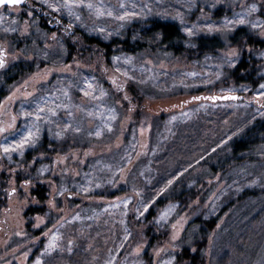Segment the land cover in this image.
I'll return each instance as SVG.
<instances>
[{
    "label": "rangeland",
    "instance_id": "374dc122",
    "mask_svg": "<svg viewBox=\"0 0 264 264\" xmlns=\"http://www.w3.org/2000/svg\"><path fill=\"white\" fill-rule=\"evenodd\" d=\"M64 3L27 0L0 9L5 62L0 73L36 57L51 62L11 85L0 105V264H187L177 262L176 255L191 238L190 231L186 234L191 222L221 214L207 239L206 264H212L225 241L238 234V217L264 211V95L259 94L264 91V48L227 43L240 25L264 41V27L252 26L264 25V0H92L111 16L86 6L74 7L69 15ZM240 15L249 23H235ZM42 17L63 29L43 34L37 27ZM157 20L179 26L187 38L185 52L175 55L159 36H147ZM229 20L234 23L226 25ZM64 21L67 29H83L107 43L131 38L148 47L129 52L115 44L108 55L79 36L68 37L76 54L65 63V49L59 51L67 34ZM15 35L22 42L29 39L33 49L25 44L21 51L11 50ZM203 35H218L226 45L203 53L194 46ZM242 57L259 72L257 87L234 79ZM4 82L0 74V85ZM224 94L243 98L190 102ZM38 107L44 112L35 145H26L22 155L5 153L2 146L18 141L33 125L35 117L25 113ZM246 131L254 138L253 148L213 174L211 164H223L230 152L229 137H243ZM183 142L196 146L184 145L181 153L203 148L205 154L178 178L169 171L164 179L159 167L170 168ZM182 184L194 189L195 195L188 192L194 198L184 205L171 199L147 219L151 200L176 196ZM39 186L46 189L45 200L34 195ZM245 191L252 195L244 197ZM36 208L42 211L33 214ZM153 237L156 243L149 248ZM258 245L259 250L248 251L247 264H264V237Z\"/></svg>",
    "mask_w": 264,
    "mask_h": 264
},
{
    "label": "trees",
    "instance_id": "16d2710c",
    "mask_svg": "<svg viewBox=\"0 0 264 264\" xmlns=\"http://www.w3.org/2000/svg\"><path fill=\"white\" fill-rule=\"evenodd\" d=\"M39 20H40V25L37 27L45 35H49L54 31L59 32V29H63V28H59V26L53 27L52 23L54 22H50L48 19L44 17H42ZM67 23L68 22L66 21H64L63 23V26L66 29H67L66 27ZM66 33H67L66 37L61 38V41L63 43L61 42V47L59 48V51H63V49H65V53H66V57L64 60L65 63H67V61H72V58L76 54V47L71 42L70 44H68V37L75 38L76 36H79L80 41L84 42L89 46L104 49V51L108 55L112 53V49L115 44L124 45L125 50L129 52L133 50L138 52L148 47L146 42H142L141 40L132 42L131 40H129L131 38L126 39L124 42L120 41L118 38H115L112 40V42L107 43L105 41L100 40L98 37L87 33L86 31L80 28L71 29V30L67 29ZM147 34L148 37L159 36L161 38V45L166 46L167 49H169L175 55H180L183 52H185L187 49L186 46L187 38L184 35V33L179 29V26L174 22L157 20L155 21L154 26L148 30ZM26 40L29 39H25V42H22V40L15 35L10 42L11 50L21 51L25 48L24 46L25 44L28 46V50L30 49L29 47L32 48L33 43H28V42L26 43ZM34 40H36V38H34L33 36V41ZM244 42H246L249 46H253L256 48H264V41L258 40L256 37L253 36L252 33H250V30L248 28L240 25L239 27H237L234 33L228 38L227 43H229L230 46H239L242 45ZM36 43L39 46L43 45L39 42ZM194 44H195L194 46L203 53H208L209 51L223 49L226 45L225 42L222 40V38L219 37L218 35L199 36L195 38ZM50 63L51 62L49 61L46 63L43 58L41 60H38L36 57V60L33 62L21 61L12 65L8 70H5L2 73H0L3 76V81H5L3 84L0 85V105L3 99L7 96L9 92V87L11 85L18 82L21 79L28 77L29 75L33 74L34 72L44 67L46 64H50ZM236 65L237 66L232 71V75L234 79L237 81V83L240 84L249 83L254 87H257L259 85L261 76L259 72L257 71L255 72L251 70L252 68L250 65V61L247 60L246 57H242ZM262 125L264 126V123ZM228 140L230 141L228 142L230 152L224 158L223 164L222 162L213 165L211 164L213 174H216L224 167L231 165L232 162L237 159L238 155L251 150L254 145V138L249 134L248 131H246V135H243V137H235L234 135H231V137H229ZM187 144H189L190 146H196L195 143H188V142L181 143V145L176 149V155L174 157L173 164L170 166V168L159 167V170L164 179L168 177L169 171H173L176 178H178L180 174L184 173L186 167L194 163L197 159H199L200 156L205 154L203 148H199L198 151L192 153L188 151H187L188 153H181L182 146ZM217 145L218 144H216L214 148H216ZM190 148L194 149L193 147ZM213 149L211 150V152H213ZM30 155L31 154L29 153L28 159L30 158ZM208 158L210 157L208 156ZM175 163H177V167L171 168L172 166H174ZM181 187L182 190L176 196H170L169 198V195L166 196L160 195L161 198L160 196H158L157 198L151 200L148 206L149 214L147 216V219L154 217L157 214L158 209L163 207L171 199H173L174 201L178 200L181 204L184 205L190 201L191 196H193L192 198H194L195 195L194 189L192 190L187 189L184 186V184H182ZM188 192H194V195L189 196L190 193ZM150 194L151 197L152 195H154V193H150ZM34 195L37 196L38 199L40 200H45L46 189H44L43 187L41 188V186H39V188L37 187L36 190L34 191ZM250 195H252V191H245L243 193V196L246 198ZM40 209L41 208H36L31 210V212L33 214H37L42 211ZM221 216H222L221 214L218 216L211 215L207 218L203 216H199L191 222L188 230L186 231V234L189 231L191 232L190 233L191 238L189 239L186 238V243L184 242L182 245V251L180 253H177L176 255L177 262H185L187 264H206L205 252L207 249V239L209 235L217 227L218 222L221 219ZM263 218H264V211L254 216L246 212L240 215L236 223L237 226L240 225L238 229V234L235 236L233 235L229 241H225L224 244H226V247H224L221 252L219 250L217 253H215L216 255L214 254L212 264H247L246 257H248L247 256L249 254L248 251L252 249L254 246L259 250L260 245L258 244L262 241V237H264V221L262 220ZM260 224L262 226H260ZM28 227L29 225H27V229ZM155 238L156 237H153V239L151 240L149 248L155 245L156 243ZM221 245L223 244L221 243Z\"/></svg>",
    "mask_w": 264,
    "mask_h": 264
},
{
    "label": "snow or ice",
    "instance_id": "6c2138e0",
    "mask_svg": "<svg viewBox=\"0 0 264 264\" xmlns=\"http://www.w3.org/2000/svg\"><path fill=\"white\" fill-rule=\"evenodd\" d=\"M24 2H25V0H0V5H8V4H10V5H21ZM45 2L47 3L48 0H45ZM76 6H86L89 9H96L97 15H104V14H107L109 16L113 15V13L111 11H108L107 13H105L103 8L97 7V5L92 3V0H65V3L63 4V7L68 9L69 15L74 14L73 8ZM49 7L55 8L57 11H59L61 6L56 5V4H50ZM252 7L255 8L256 6L253 5ZM127 15H128V13H125L124 16H120L118 18L124 19L125 16H127ZM76 18L79 19V16H77ZM232 23H234V22L230 21V20L226 21V25H231ZM235 23L245 24V23H249V21H246L244 16L240 15L239 18L235 21ZM71 26L72 25L70 24L69 27H71ZM252 26L255 28L264 27V25H261V24H253ZM207 27L210 31L216 30L213 28L212 25H208ZM185 31L188 32L189 34H192V28H186ZM233 54L235 55V53H233ZM117 59H119V58H117ZM4 63L5 62H4L3 58L0 57V67H3ZM118 71H119V69H118ZM125 75H127V73H125ZM133 79H134V77H133ZM89 87H92L90 82H89ZM260 87H261V89H264V84H262ZM259 94L264 95V91L260 92ZM93 98H95V97L93 96ZM193 99H199V97H194ZM212 99H216V97H212ZM65 107H67V106L65 105ZM50 111H54V109H51ZM43 112H44V109L38 107L35 113H25V116L33 115L35 117L33 125L27 129H25L24 134H22L20 136V139L18 141H13L12 144H7V143L4 144L2 147H3L5 153H10V151H13V150H19L21 155H22L23 149L26 145H29V146L35 145V143L37 142V139L39 137V124H38V122L40 121L41 115L43 114ZM114 118L115 117H113V119ZM0 131H4V129H0ZM77 131H79V129H77ZM100 134L101 133L99 131H97L95 133V135H100ZM25 183H30V181H25ZM169 184H171V181H169ZM83 190L88 191L87 188H84ZM13 192H15V189H13ZM125 202L127 203V201H125ZM146 210H147V207L145 208V211ZM166 216H167V212H165L161 215V219L166 218ZM55 239H56V237L54 235L52 242L50 243L49 247H51L52 244L55 243Z\"/></svg>",
    "mask_w": 264,
    "mask_h": 264
},
{
    "label": "water",
    "instance_id": "95a60500",
    "mask_svg": "<svg viewBox=\"0 0 264 264\" xmlns=\"http://www.w3.org/2000/svg\"><path fill=\"white\" fill-rule=\"evenodd\" d=\"M27 2V0H25V2L21 5H0V9L2 7H6V6H23L25 5ZM199 97V99H193L194 97H192V99L190 100L191 101H211V102H220V101H237V100H241L243 98V96H240L238 94H224V95H200V96H197ZM212 97H216V99H212Z\"/></svg>",
    "mask_w": 264,
    "mask_h": 264
}]
</instances>
